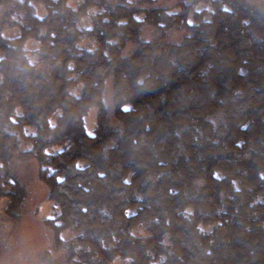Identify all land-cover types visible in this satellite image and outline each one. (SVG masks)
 I'll use <instances>...</instances> for the list:
<instances>
[{"label":"trees","instance_id":"1","mask_svg":"<svg viewBox=\"0 0 264 264\" xmlns=\"http://www.w3.org/2000/svg\"><path fill=\"white\" fill-rule=\"evenodd\" d=\"M163 1L0 0V227L34 160L38 264H264V0Z\"/></svg>","mask_w":264,"mask_h":264},{"label":"rangeland","instance_id":"2","mask_svg":"<svg viewBox=\"0 0 264 264\" xmlns=\"http://www.w3.org/2000/svg\"><path fill=\"white\" fill-rule=\"evenodd\" d=\"M178 0H164L163 5H171ZM185 2L189 0H184ZM205 8L199 6L198 10ZM144 38L153 39L157 36L150 28H144ZM184 35L183 32H171L168 39L176 41ZM96 110H91L86 117V130L90 134L95 127ZM10 157V155H9ZM12 171L25 186V201L21 207L22 216L15 225L3 223L0 233L7 237L4 242L0 239V247L9 246L0 264H12L13 259L20 264H38V255L49 248L52 234L44 228L41 221L53 215L54 208L47 201L46 187L38 179V165L34 160L19 161L11 159ZM5 202L0 203V212ZM4 260L6 262H4ZM12 260V261H11Z\"/></svg>","mask_w":264,"mask_h":264}]
</instances>
